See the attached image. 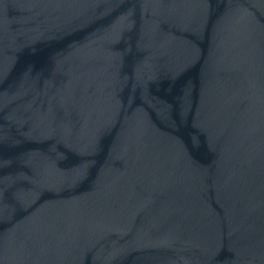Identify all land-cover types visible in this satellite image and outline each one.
Returning a JSON list of instances; mask_svg holds the SVG:
<instances>
[{
  "label": "water",
  "instance_id": "water-1",
  "mask_svg": "<svg viewBox=\"0 0 264 264\" xmlns=\"http://www.w3.org/2000/svg\"><path fill=\"white\" fill-rule=\"evenodd\" d=\"M0 264H264V0H0Z\"/></svg>",
  "mask_w": 264,
  "mask_h": 264
}]
</instances>
